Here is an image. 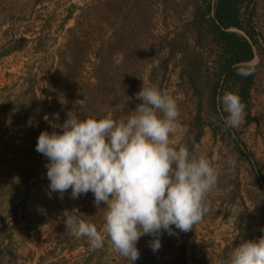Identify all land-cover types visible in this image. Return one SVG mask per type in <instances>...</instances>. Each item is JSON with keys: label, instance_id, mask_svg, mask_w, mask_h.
Listing matches in <instances>:
<instances>
[{"label": "rangeland", "instance_id": "1", "mask_svg": "<svg viewBox=\"0 0 264 264\" xmlns=\"http://www.w3.org/2000/svg\"><path fill=\"white\" fill-rule=\"evenodd\" d=\"M192 2L0 0V264H129L107 237L92 250L66 229L65 210L99 228L106 205L98 208L91 192L72 199L71 189L50 197L48 161L36 145L43 131H61L54 126L70 111L126 119L142 103L143 84L177 100V146L208 156L219 178L202 221L165 232L157 252L152 237H141L135 264H224L242 242L264 238V0L247 15L258 45L238 128H226L209 108L212 64L201 72L188 66L202 53ZM229 32L251 42L241 30ZM119 53L124 60L115 65Z\"/></svg>", "mask_w": 264, "mask_h": 264}, {"label": "clouds", "instance_id": "2", "mask_svg": "<svg viewBox=\"0 0 264 264\" xmlns=\"http://www.w3.org/2000/svg\"><path fill=\"white\" fill-rule=\"evenodd\" d=\"M123 60L119 53L114 64ZM255 70L251 62L245 63L237 75L247 77ZM136 99L142 103L119 121L110 115L82 119L70 111L63 124L54 126L61 131H43L36 145L48 161L50 197L57 192L63 197L71 189L72 199L91 192L98 208L106 205L99 228L65 210L66 229L74 237H86L92 250L102 248L107 237L129 264L140 258L141 237H152L149 247L157 252L165 232L173 236L177 229L188 232L200 223L219 178L208 156L197 157L188 147L177 146L181 111L172 95L143 84ZM220 102L227 113L225 127L238 128L246 109L240 96L225 92ZM227 163L234 166L236 161L228 156ZM224 264H264V238L242 242Z\"/></svg>", "mask_w": 264, "mask_h": 264}, {"label": "trees", "instance_id": "3", "mask_svg": "<svg viewBox=\"0 0 264 264\" xmlns=\"http://www.w3.org/2000/svg\"><path fill=\"white\" fill-rule=\"evenodd\" d=\"M192 1L191 27L196 48L202 53L198 52L190 63L191 66H188L193 68V72H201L205 66L212 64L208 68L214 72L208 88L209 108L215 114L223 116L221 119L224 124L227 113L223 110L220 98L229 91L243 96L250 82L249 76L237 75V68L255 57L257 34L251 24V17H247L251 15L250 8L254 0ZM230 29L245 32L251 42L229 32Z\"/></svg>", "mask_w": 264, "mask_h": 264}]
</instances>
